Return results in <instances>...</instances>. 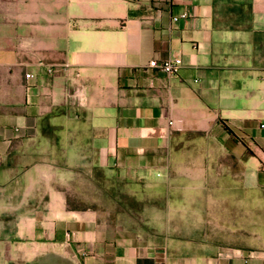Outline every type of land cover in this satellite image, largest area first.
I'll use <instances>...</instances> for the list:
<instances>
[{"label": "crops", "instance_id": "0c3cea01", "mask_svg": "<svg viewBox=\"0 0 264 264\" xmlns=\"http://www.w3.org/2000/svg\"><path fill=\"white\" fill-rule=\"evenodd\" d=\"M88 163L142 187V222L72 205ZM9 259L264 264V0H0Z\"/></svg>", "mask_w": 264, "mask_h": 264}, {"label": "rangeland", "instance_id": "374dc122", "mask_svg": "<svg viewBox=\"0 0 264 264\" xmlns=\"http://www.w3.org/2000/svg\"><path fill=\"white\" fill-rule=\"evenodd\" d=\"M89 165L88 177H82L81 186L72 187V205L96 211L105 219L119 218L134 225L142 222L149 201L142 187L137 189L134 183H127L111 171L92 170ZM15 228L19 227L8 226L11 231ZM8 261L14 264L19 259Z\"/></svg>", "mask_w": 264, "mask_h": 264}, {"label": "built area", "instance_id": "2783aa9c", "mask_svg": "<svg viewBox=\"0 0 264 264\" xmlns=\"http://www.w3.org/2000/svg\"><path fill=\"white\" fill-rule=\"evenodd\" d=\"M187 14L184 13L181 15V17H186ZM175 20H178V17L175 18ZM182 64V60L180 58L177 59H167L164 61H157V60H152L150 62V66L151 67H156L159 70L163 71L164 73H166L169 76H174L177 74L180 66ZM27 77H33V75L31 73L27 74ZM173 123V122H171Z\"/></svg>", "mask_w": 264, "mask_h": 264}]
</instances>
